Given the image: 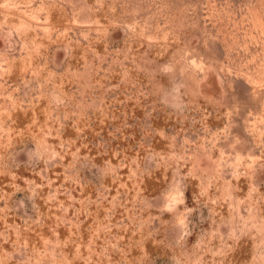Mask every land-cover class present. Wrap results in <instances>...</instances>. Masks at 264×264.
Here are the masks:
<instances>
[{"label": "rangeland", "instance_id": "rangeland-1", "mask_svg": "<svg viewBox=\"0 0 264 264\" xmlns=\"http://www.w3.org/2000/svg\"><path fill=\"white\" fill-rule=\"evenodd\" d=\"M0 264H264V0H0Z\"/></svg>", "mask_w": 264, "mask_h": 264}]
</instances>
